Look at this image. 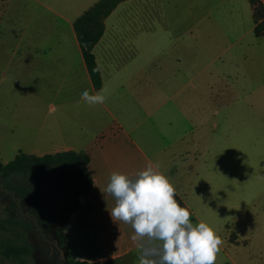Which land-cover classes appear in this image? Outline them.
<instances>
[{
  "label": "crops",
  "instance_id": "obj_1",
  "mask_svg": "<svg viewBox=\"0 0 264 264\" xmlns=\"http://www.w3.org/2000/svg\"><path fill=\"white\" fill-rule=\"evenodd\" d=\"M98 1L61 0L59 10L46 5L56 19L51 27L33 31L27 54H18L16 48L0 59L15 82L26 62L29 91L43 95L48 110L40 124L28 121L43 145L8 148L38 156L67 150L90 156L94 188L65 225L68 254L87 264H121L130 256L139 259L140 249L131 239V226L114 222L110 215L115 199L104 190L111 174L135 178L151 164L167 176L178 172L176 158L186 159L182 164L192 169L198 157H206L200 163L204 174H210L209 159L222 172L228 140L220 127L227 121L218 116L227 109L228 90L235 88L230 80L239 77L232 76L238 71L253 70L249 59L258 69L264 51L257 43L262 41L251 37L255 22L250 0L243 8H209L200 22L166 39L154 23L141 21L148 11L136 12L131 6L123 9L128 13L125 21L109 24L120 3L107 17L105 33L94 49L106 101L89 106L81 102V93L101 89L93 85L74 24ZM133 13L145 16L137 21ZM148 31L155 38L149 45L144 39ZM250 91L259 92V87ZM18 129L3 133L15 135ZM167 177L176 188L174 198H182L192 213L187 192Z\"/></svg>",
  "mask_w": 264,
  "mask_h": 264
},
{
  "label": "rangeland",
  "instance_id": "obj_2",
  "mask_svg": "<svg viewBox=\"0 0 264 264\" xmlns=\"http://www.w3.org/2000/svg\"><path fill=\"white\" fill-rule=\"evenodd\" d=\"M46 5L58 9L61 0H0V55L9 54V50L16 48L20 55L28 53V45L34 38L33 31L51 27L56 20ZM248 5L249 0H130L120 4L109 24L125 21L128 13L123 9L131 6L136 12L148 11L146 16L133 14L137 21L144 15L146 18L141 21H147L149 25L154 23L166 39L171 33L178 34L181 29L200 22L209 8H243ZM251 37L262 41L257 43L264 51V37L256 38L254 33ZM144 39L149 45L155 38L148 31ZM5 64L0 59V138L3 139L0 142V160L6 163L18 154L13 148H8L9 145L27 149L35 144L43 145L35 133L37 128H31L28 121L32 119L40 124L48 110L43 106V95L29 91L26 62L17 73L20 75L17 82L12 81ZM248 64L253 70L244 69L232 75L239 77L230 80L235 88L228 90L227 109L218 116L227 121L220 127V132L228 140L226 157L222 162L224 170L219 173V164L209 159L211 171L204 174L200 163L204 164L206 157H198L199 162L192 169L182 164L186 159L176 158L174 169L178 172L167 175L187 192L193 224L207 223L224 241L216 264H264V59L258 61L256 70L257 64L252 59ZM256 87H259V92L250 91ZM13 126L21 129L15 135H4L3 129H13ZM22 129H25L24 133ZM190 157L192 164L195 160ZM2 199L0 210L4 211L8 200ZM121 264H139V259L130 256Z\"/></svg>",
  "mask_w": 264,
  "mask_h": 264
},
{
  "label": "trees",
  "instance_id": "obj_3",
  "mask_svg": "<svg viewBox=\"0 0 264 264\" xmlns=\"http://www.w3.org/2000/svg\"><path fill=\"white\" fill-rule=\"evenodd\" d=\"M124 1L99 0L74 24L97 90L103 86V77L94 49L105 33L107 17ZM250 3L255 36L264 37V2L250 0ZM89 164V154L75 150L43 156L21 150L9 162L0 160V198L8 200L4 211L0 210V264H36L37 248L32 238L51 233L56 234L68 252L65 225L81 206V199L89 196L94 188ZM176 200L186 207L182 198L176 196ZM69 264L87 263L75 260L69 254Z\"/></svg>",
  "mask_w": 264,
  "mask_h": 264
},
{
  "label": "clouds",
  "instance_id": "obj_4",
  "mask_svg": "<svg viewBox=\"0 0 264 264\" xmlns=\"http://www.w3.org/2000/svg\"><path fill=\"white\" fill-rule=\"evenodd\" d=\"M106 91L85 90L81 102L103 104ZM157 169L149 164L135 178L114 172L104 190L115 199L113 221L134 231L131 239L140 249L139 264H216L224 241L207 223L193 224L190 211L174 198L176 188Z\"/></svg>",
  "mask_w": 264,
  "mask_h": 264
},
{
  "label": "flooded vegetation",
  "instance_id": "obj_5",
  "mask_svg": "<svg viewBox=\"0 0 264 264\" xmlns=\"http://www.w3.org/2000/svg\"><path fill=\"white\" fill-rule=\"evenodd\" d=\"M32 242L37 248L36 264H69V254L56 234L33 237ZM60 247L65 249V254L61 252Z\"/></svg>",
  "mask_w": 264,
  "mask_h": 264
},
{
  "label": "water",
  "instance_id": "obj_6",
  "mask_svg": "<svg viewBox=\"0 0 264 264\" xmlns=\"http://www.w3.org/2000/svg\"><path fill=\"white\" fill-rule=\"evenodd\" d=\"M81 200H83V199H81ZM60 249H61V252H62L63 254H65V249H63V248H61V247H60Z\"/></svg>",
  "mask_w": 264,
  "mask_h": 264
}]
</instances>
